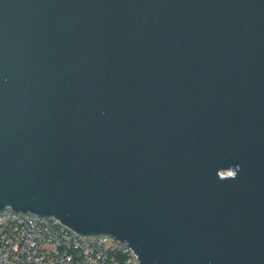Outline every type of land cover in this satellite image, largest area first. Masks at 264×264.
Masks as SVG:
<instances>
[{"label": "water", "instance_id": "water-1", "mask_svg": "<svg viewBox=\"0 0 264 264\" xmlns=\"http://www.w3.org/2000/svg\"><path fill=\"white\" fill-rule=\"evenodd\" d=\"M7 207L264 264V0H0Z\"/></svg>", "mask_w": 264, "mask_h": 264}, {"label": "built area", "instance_id": "built-area-1", "mask_svg": "<svg viewBox=\"0 0 264 264\" xmlns=\"http://www.w3.org/2000/svg\"><path fill=\"white\" fill-rule=\"evenodd\" d=\"M109 234H83L54 216L0 210V264H138Z\"/></svg>", "mask_w": 264, "mask_h": 264}, {"label": "clouds", "instance_id": "clouds-1", "mask_svg": "<svg viewBox=\"0 0 264 264\" xmlns=\"http://www.w3.org/2000/svg\"><path fill=\"white\" fill-rule=\"evenodd\" d=\"M239 167H240L239 165L235 166L233 179L236 177L237 172L239 171Z\"/></svg>", "mask_w": 264, "mask_h": 264}]
</instances>
